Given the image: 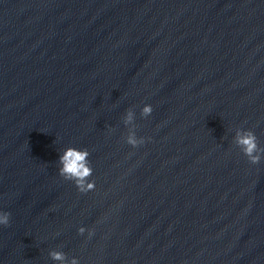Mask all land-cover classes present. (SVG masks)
<instances>
[{"label":"water","instance_id":"95a60500","mask_svg":"<svg viewBox=\"0 0 264 264\" xmlns=\"http://www.w3.org/2000/svg\"><path fill=\"white\" fill-rule=\"evenodd\" d=\"M247 131L264 149V0H0V264H264Z\"/></svg>","mask_w":264,"mask_h":264},{"label":"clouds","instance_id":"9594fccd","mask_svg":"<svg viewBox=\"0 0 264 264\" xmlns=\"http://www.w3.org/2000/svg\"><path fill=\"white\" fill-rule=\"evenodd\" d=\"M153 112V107L151 105H146L143 109V114L145 116H150ZM132 119V114L129 113L128 120ZM257 136L252 131H247L243 134H238L237 143L243 149V153L248 157L250 163L258 164L264 155V149H260L257 144ZM128 143L133 147H138L144 143V139L141 138L137 140L135 135H131L128 138ZM259 153V154H258ZM89 153L87 150H79L75 148L67 149L64 154L60 157V175L66 180L74 181L79 191L82 193H87L94 190L96 185L95 181L89 182L88 177L92 175V169L88 166L87 157ZM10 213L0 212V225H9L10 223ZM81 234L84 229H80ZM53 258L57 260H63V254L53 253ZM73 264H77L73 260Z\"/></svg>","mask_w":264,"mask_h":264}]
</instances>
